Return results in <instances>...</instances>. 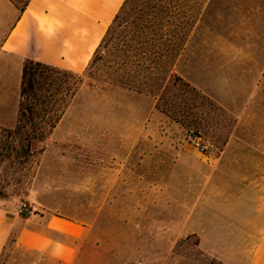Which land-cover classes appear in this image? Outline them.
I'll list each match as a JSON object with an SVG mask.
<instances>
[{"label": "rangeland", "instance_id": "374dc122", "mask_svg": "<svg viewBox=\"0 0 264 264\" xmlns=\"http://www.w3.org/2000/svg\"><path fill=\"white\" fill-rule=\"evenodd\" d=\"M133 2L159 20L150 27H168L157 42H192V58L173 71L198 95L181 86L163 95L146 72L136 76L142 93L106 85L123 59L117 35L109 66L97 64L53 134L32 146L44 153L0 160V206L16 210L36 191L50 209L87 222L85 247L113 264H250L264 231V0ZM23 3L0 0V42ZM4 99L18 106L19 95ZM34 263L49 264L12 247L0 256Z\"/></svg>", "mask_w": 264, "mask_h": 264}, {"label": "crops", "instance_id": "0c3cea01", "mask_svg": "<svg viewBox=\"0 0 264 264\" xmlns=\"http://www.w3.org/2000/svg\"><path fill=\"white\" fill-rule=\"evenodd\" d=\"M125 1L30 0L19 11L0 42V128L12 127L16 120L18 106L6 103L4 97L19 95L24 61L84 72ZM191 46L188 41L175 69L185 58H192ZM197 60L209 62L210 57ZM45 190L63 188L48 185ZM26 200L33 209L26 217L10 206H0V256L12 247L44 256L49 264H113L107 251L85 247L90 232L87 222L50 209L36 191ZM257 240L250 264H264V231Z\"/></svg>", "mask_w": 264, "mask_h": 264}, {"label": "trees", "instance_id": "16d2710c", "mask_svg": "<svg viewBox=\"0 0 264 264\" xmlns=\"http://www.w3.org/2000/svg\"><path fill=\"white\" fill-rule=\"evenodd\" d=\"M30 0H23L20 11H24ZM133 0H126L119 13L115 16L101 43L96 49L86 70L75 73L39 61L26 59L23 63L19 89L17 120L12 130H0V160H26L44 153L32 149L34 144L43 145L53 134L65 112L70 107L81 87L89 80H95V67L100 62L109 66L110 45L116 36H121L122 61L119 74L108 77L106 85L142 93L139 79L142 72L151 76V80L161 82L158 86L163 95L170 88L188 90L197 96L195 89L182 82L173 71L176 60L184 50L182 45L161 44V35L168 36L167 26L150 27L159 20L150 16L144 17ZM168 23V21H166ZM134 25L130 44L125 39L128 25ZM117 37V38H119ZM117 40V39H116ZM119 41V40H118ZM151 56L160 58H150ZM131 58L134 60L131 61ZM163 58L167 61H163ZM145 77V74H142ZM158 76H162L161 80ZM167 84H166V80ZM166 84V86H164ZM197 94V95H196Z\"/></svg>", "mask_w": 264, "mask_h": 264}, {"label": "built area", "instance_id": "2783aa9c", "mask_svg": "<svg viewBox=\"0 0 264 264\" xmlns=\"http://www.w3.org/2000/svg\"><path fill=\"white\" fill-rule=\"evenodd\" d=\"M191 144L201 154H203V155H209V153L207 152V148L200 143L199 139L192 140L191 141ZM16 210H17V213L20 216H22V217L29 216L33 212V209L27 203H22Z\"/></svg>", "mask_w": 264, "mask_h": 264}]
</instances>
